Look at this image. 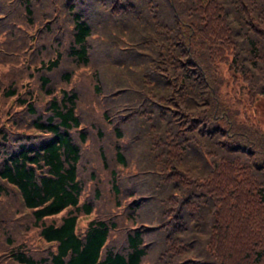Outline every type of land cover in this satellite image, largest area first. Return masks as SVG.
<instances>
[{"label": "trees", "instance_id": "trees-1", "mask_svg": "<svg viewBox=\"0 0 264 264\" xmlns=\"http://www.w3.org/2000/svg\"><path fill=\"white\" fill-rule=\"evenodd\" d=\"M0 264H264V0H0Z\"/></svg>", "mask_w": 264, "mask_h": 264}, {"label": "rangeland", "instance_id": "rangeland-1", "mask_svg": "<svg viewBox=\"0 0 264 264\" xmlns=\"http://www.w3.org/2000/svg\"><path fill=\"white\" fill-rule=\"evenodd\" d=\"M61 31V30H60ZM60 31H58L60 33ZM227 77L230 79L231 74L229 71H224ZM225 91H228V95L231 96V99L237 98L241 103H245L246 98V88L244 83L240 79H237L236 83H227L226 87L224 88ZM86 216L80 217V223L85 224L86 223ZM49 245V244H48ZM47 245V246H48ZM46 246V245H45Z\"/></svg>", "mask_w": 264, "mask_h": 264}]
</instances>
